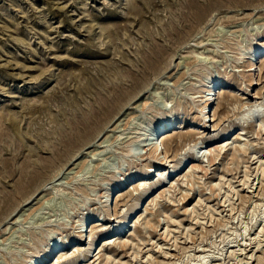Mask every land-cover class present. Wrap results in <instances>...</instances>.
<instances>
[{"label":"rangeland","instance_id":"1","mask_svg":"<svg viewBox=\"0 0 264 264\" xmlns=\"http://www.w3.org/2000/svg\"><path fill=\"white\" fill-rule=\"evenodd\" d=\"M52 247L40 264H264V0H0V264Z\"/></svg>","mask_w":264,"mask_h":264},{"label":"bare ground","instance_id":"2","mask_svg":"<svg viewBox=\"0 0 264 264\" xmlns=\"http://www.w3.org/2000/svg\"><path fill=\"white\" fill-rule=\"evenodd\" d=\"M196 17L197 18H200L201 17V12L199 13V12H197L196 13ZM260 50H254V52L253 53H255L256 52V54L259 52ZM250 61H251V59H250ZM152 63V62H151ZM214 86H215V84L214 85H212V88H214ZM220 87V86H219ZM210 91V90H209ZM213 96L215 95V94H212ZM119 96V95H118ZM210 96V92H208V95H207V97H206V99H205V107H204V110H203V112H202V114L204 115V114H208V121L204 118L205 117V115L203 116V118H202V121H203V123H201V125H199L200 127H202V129L203 130H205L206 128H205V122H211L212 120H211V117H210V115H209V113H210V110L209 111H206L207 109V107L208 106H210V105H212L213 104V101L215 102V100H216V98H211V97H209ZM255 97V96H254ZM109 98V97H108ZM114 98H116V97H114ZM109 100V99H108ZM213 100V101H212ZM109 103H107L106 105H105V107H103L102 108V111H100L99 113H96V114H94V116L92 117V116H88L89 117V119H87V120H81V122H79L78 123V125H76L75 127H76V129H73V132H71V137L72 138H74V136H77V135H82V134H84V133H89L90 132V129L92 130V124H94L95 122H97L98 120H99V117H100V114H103V117L105 118V117H109L110 115H111V113L113 112V108L110 106L111 105V101H108ZM103 103V102H102ZM257 103V102H256ZM114 104V103H113ZM116 105V104H115ZM261 105V104H260ZM257 107H258V105L256 104V105H254V104H250V105H248V110H247V113H246V111H245V113L246 114H244V115H246L247 117H249V116H252V114H254L251 110L252 109H257ZM219 108H221L220 106H219ZM98 110H99V108H97ZM96 109V111H98ZM246 109V108H245ZM258 110V109H257ZM254 112H256L255 110H254ZM258 112V111H257ZM93 113V112H92ZM259 113V112H258ZM258 113H255V114H258ZM90 114V113H89ZM91 115V114H90ZM93 122V123H92ZM99 122V121H98ZM96 124V123H95ZM180 124V125H179ZM178 124V126L177 125H175V129H179V128H182V127H185L184 126V121H182L181 123H179ZM199 124V123H198ZM197 124V125H198ZM174 125V123L173 122H166V123H164V124H162V125H159L160 126V129H162L163 130V133H165L166 131H167V129H168V127H172ZM188 125V124H187ZM197 127V126H196ZM199 127V128H200ZM173 128V129H174ZM170 129V128H169ZM172 129V128H171ZM155 130H157V128L155 129ZM161 131V130H160ZM154 132V131H153ZM167 133H170V132H167ZM242 134V132H240L238 135H241ZM86 135V134H85ZM93 136V135H92ZM165 136H167V134L165 133V134H161L157 139H161V140H165V142H166V144H167V138H165V139H163V137H165ZM91 138V137H90ZM225 138V137H224ZM156 139V140H157ZM235 139H238V137L236 138L235 137ZM234 139V140H235ZM170 140V139H169ZM174 140V139H173ZM149 141H153V138L151 137H149ZM215 141H216V139H215ZM222 141V140H221ZM221 143V142H220ZM94 144V143H93ZM196 144V143H195ZM223 144V143H222ZM228 144L229 143H224L222 146H220V149L222 148H224V147H227L228 146ZM158 145V144H157ZM230 145V144H229ZM196 146V145H195ZM209 146V145H208ZM158 149V148H157ZM157 149L155 148V146H153V148H152V150H151V153L152 154H156V152H157ZM166 151H167V149H166V147L164 148ZM170 150V149H169ZM166 151H165V153H166ZM150 153V154H151ZM211 156V155H210ZM210 156H209V161H208V163L209 162H212L213 160H212V158H210ZM183 158H185V157H183ZM207 159V160H208ZM183 162L184 161H180V163L177 165V167H175V169L174 170H172L171 172L174 174V172H176V171H178L180 168H181V166H183ZM165 163H166V161H164V162H160V167H165ZM191 163V162H190ZM190 163H189V165H190ZM185 165V164H184ZM188 165V164H187ZM188 165V166H189ZM152 167V166H151ZM199 168V166H197L196 164L195 165H190V170H196V168ZM153 168V167H152ZM184 168V167H183ZM155 169V168H154ZM164 169V168H163ZM156 170H158V169H156ZM162 170V169H161ZM149 171V170H148ZM149 172H151V171H149ZM149 172L148 173H146L143 177H140V178H142V179H145V178H147L148 177V174H149ZM155 172V171H154ZM162 172H164V171H162ZM181 172V171H180ZM169 173L170 172H164V173H159V172H156L154 175H152V177H155L156 176V178H158V181L157 182H159V183H161V182H164L167 178H169V177H171V175H173V174H170L169 175ZM151 174V173H150ZM37 173H34V170H29V171H26V172H24L23 173V175H21V178L18 180V182L16 183V189H17V192H19V193H21V194H25V193H30V192H32V189H33V187H34V185H35V181H36V179H37ZM134 177H136V176H134ZM173 178V177H172ZM136 179V178H135ZM139 180V179H138ZM129 181V180H128ZM132 181V180H131ZM140 184V183H139ZM142 184H140V186H141ZM123 186V185H122ZM120 187V186H119ZM121 189V188H120ZM119 193V192H118ZM36 194V193H35ZM32 195L34 196V193H32L30 196H28L27 197V199L24 201V205H25V203H27L29 200H31L30 198L32 197ZM120 199H118L117 201H119ZM23 203V202H22ZM30 204V203H29ZM21 205V204H20ZM22 206V205H21ZM134 211V210H133ZM133 211H131V212H133ZM11 214V213H10ZM13 214V213H12ZM90 220H93V219H87L86 221H90ZM126 222H127V219L126 220H124L121 224H118L119 226H117V227H115V228H113V230H111L110 231V234L111 233H114L116 230V232L114 233V235H113V237L114 236H116V235H118V229L119 230H121V229H123L122 228V226L123 225H125L126 224ZM90 223V222H89ZM134 223H136V221L134 222ZM123 231H124V229H123ZM122 231V232H123ZM109 234V235H110ZM119 234H121V233H119ZM104 238V237H103ZM108 238V237H107ZM65 245V244H64ZM104 245H109V242H106V244H104ZM66 247V246H65ZM53 248L54 247H52L51 249H50V251L48 252V254L47 255H45V256H43V257H39V258H34V259H30L29 260V262H28V264H40L41 262H45V260L53 253ZM63 251H64V247H62L61 248ZM58 252H60V251H58ZM58 252L56 253V254H58ZM99 253V252H98ZM55 254V255H56ZM63 255V254H62ZM69 257L67 256V254H64V256H61V257H59V259H57L56 261H55V263H51V264H60V262L61 261H65V260H67ZM52 260V259H51ZM50 260V261H51ZM46 264V263H45Z\"/></svg>","mask_w":264,"mask_h":264}]
</instances>
